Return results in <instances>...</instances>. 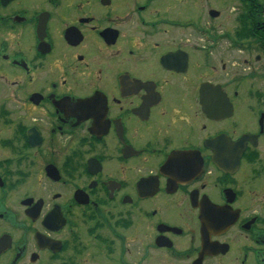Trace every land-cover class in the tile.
<instances>
[{
  "label": "flooded vegetation",
  "instance_id": "flooded-vegetation-1",
  "mask_svg": "<svg viewBox=\"0 0 264 264\" xmlns=\"http://www.w3.org/2000/svg\"><path fill=\"white\" fill-rule=\"evenodd\" d=\"M257 70L264 0H0V264H264Z\"/></svg>",
  "mask_w": 264,
  "mask_h": 264
},
{
  "label": "rangeland",
  "instance_id": "rangeland-1",
  "mask_svg": "<svg viewBox=\"0 0 264 264\" xmlns=\"http://www.w3.org/2000/svg\"><path fill=\"white\" fill-rule=\"evenodd\" d=\"M260 70H257V75H255V76L254 75L247 76V84L253 83L256 85L257 89H259V90L264 89V76L260 75V74H263V73H260ZM247 72H248V70H247ZM251 79H254V80L252 81Z\"/></svg>",
  "mask_w": 264,
  "mask_h": 264
}]
</instances>
